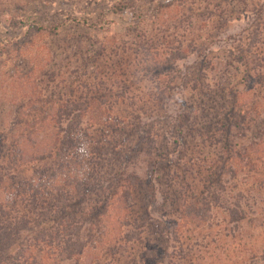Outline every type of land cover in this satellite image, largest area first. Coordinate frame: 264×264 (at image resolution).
I'll use <instances>...</instances> for the list:
<instances>
[{"label": "rangeland", "instance_id": "rangeland-1", "mask_svg": "<svg viewBox=\"0 0 264 264\" xmlns=\"http://www.w3.org/2000/svg\"><path fill=\"white\" fill-rule=\"evenodd\" d=\"M16 69L30 75L25 85L31 88L19 95ZM26 92L41 94L42 103L60 96L58 103L79 105L81 113L95 103L81 115L91 119L80 124L89 141L108 138L145 186L152 178L161 189L149 207L143 243L119 241L117 226L124 234V222L136 213L122 219L123 226L111 213L91 215L93 237L79 264H264V0H0V138L17 140V130L42 117L22 110L14 128L13 117L27 108ZM178 102L190 113L181 135L190 142L188 156L160 162L157 150L145 154L147 142L138 146V136L150 127L160 132ZM223 120L229 121L226 135ZM201 128L208 133L202 138ZM183 143L172 147L184 150ZM157 144L171 147L164 135ZM72 152L81 154L71 150L66 157ZM111 158L104 153L105 173L91 154L84 157L98 175L90 183L103 191L91 201H107L119 189L117 175L109 174ZM32 169L27 158L16 164L0 158V200L8 193L16 203L5 209L35 219L57 193L47 175L33 172L37 165ZM69 194L72 203L79 201ZM56 226L48 220L29 228L53 232ZM39 246L31 247L34 256L27 252L26 264L70 262L52 260L50 246Z\"/></svg>", "mask_w": 264, "mask_h": 264}, {"label": "trees", "instance_id": "trees-1", "mask_svg": "<svg viewBox=\"0 0 264 264\" xmlns=\"http://www.w3.org/2000/svg\"><path fill=\"white\" fill-rule=\"evenodd\" d=\"M73 22H75V26L80 25L78 20H73ZM41 27L49 28L51 34H56V28L53 26L42 24ZM35 69L36 67H33V71ZM19 74H22V76ZM12 76L13 79H16L15 77L18 76L15 82L19 86V91H17L16 94L19 95L23 93L24 90L31 88V84L25 85V83L30 80L28 79L30 78L28 73H21L16 69ZM34 89H36V87H34ZM27 94L26 92L22 95L23 98L29 99L26 106L27 108L25 109V105H23L17 113L18 115L16 114L17 116L12 119L14 128H17V123L23 119L21 115V113H23L22 110L28 109L36 114L40 113L42 117H36V121L33 122V124L31 123L32 126H30L29 129L26 127V131L17 130L15 133V138L17 140L7 139L6 136L1 137L0 158L4 163L8 161L14 164L17 162L24 163V159L27 158L29 165L33 166V169L37 165V169L33 171L37 172L36 176L40 178L41 173L45 176L47 175L46 179L48 180L44 181L55 190L57 197L54 203L42 205L40 211L36 213L35 219H32L27 213L18 211V213L14 215L13 211L6 210L5 205L12 208V205L8 204L12 203L14 206L16 203L14 196L10 197L8 193H4L3 197H5V200H0V262H4V259H8L11 261V264H26L28 260L27 252L33 255V249L37 250V247H40L39 245L45 243L46 246H50L53 251L52 260L57 259V261L62 262L70 261L67 264H72L71 262L77 261L73 262V264H79L87 253V250L90 249L89 246L93 237L91 235L93 234V232L91 233V225L95 226V223L92 221L91 215L99 217L104 216V214L110 215L111 213L113 218L117 216V219L114 221V224L117 226V223L122 225L121 220L125 217H129V214L136 213V215L131 217L132 219L130 222H124L126 226L124 234L121 227L117 226L122 235L119 241L125 244L135 238L137 241L143 243L146 239H144L141 234L146 231V221L149 219L150 213L149 207H152V199L161 189L154 184L152 178L146 182L145 186L143 178L131 168L130 159H124L123 152L115 151L113 146H109L107 144L108 138L105 140L106 143H102L100 140L93 144V142L89 141L90 136H87V133L85 135L87 131H83L80 124L83 120L87 123L91 119L86 117V120L85 118L82 120L81 115H84L83 112L87 111V108L95 105V103L91 102L86 104V108L84 107L81 113L78 111L81 109L79 105L73 104L69 107L64 103H58V101L61 100L60 96L55 99L54 96L51 95L42 103L39 99L41 94H35L36 98H31L30 96L26 97ZM17 102L20 103V100ZM181 103L178 102V106L173 108L174 114L168 117L170 121L168 119V122L165 124L166 128L162 127L161 131L157 132L159 128L150 127L146 129L144 135L138 136V146L147 142L145 154L149 156L157 150L155 155H157V160L160 162L165 160L169 161L170 158L174 162H179V160H183L188 156L190 142L181 135L185 130L183 127V125H185V120H189L190 113L186 105H182ZM73 113L74 115L71 117ZM91 122L93 123V121ZM228 122V120H223V127L220 129L223 131L222 134L224 135H226L224 131H226ZM36 124L39 125L35 126ZM141 125L142 124H139L136 127L139 128ZM190 126L194 127L195 122L190 123ZM87 129L89 131L90 128ZM209 129H211V126H209ZM199 133L201 138L204 135H208L206 131L205 133L203 132V128L200 129ZM161 135L170 139L171 147L169 149L166 147L164 148L163 145L156 149L158 147L157 142L159 141V136ZM223 139L226 146H228L229 142L227 139H225V137H223ZM181 143L184 144L186 149L176 150L172 147H178ZM201 144L204 145V141L201 142ZM169 145L170 144H165V146ZM5 147L7 150L2 156ZM71 150H77L81 154L72 152L71 157L67 158L66 155ZM104 153L105 156L108 154L112 155L109 163V174H111V177L117 175L116 183L119 189H117L107 201H103L101 198H96L91 201L92 198L90 197L99 194V191H102V189L96 190V183H90V178L94 175L91 172L93 166L90 167V162L84 160V157L91 154L92 160L98 164L105 173H108L105 169V166L108 165L103 161L106 160L104 159ZM17 157L18 159L14 161L13 159ZM118 161H121V163L117 164ZM119 165L120 169L116 172V166ZM19 166L20 164L17 165V167ZM52 171L56 172L52 173ZM152 171H154V169ZM94 176L95 179L97 178L96 180H98V175ZM32 177L35 179L33 174ZM56 179L60 180L62 183H58ZM175 184L176 183L172 186ZM87 187L93 188L87 189ZM145 188L147 191H150L146 193L144 191ZM190 190H192V187H190ZM69 193H74V196L77 197L79 201L75 202L72 199L75 204L72 203L71 198L68 197V195H70ZM181 193L183 194V192ZM32 200L34 203L38 201L36 198ZM234 215L237 218V213ZM79 217L83 218L85 222V231H82V227L77 225V221H81ZM48 220H55L57 224L55 227L56 231L45 232L42 230L36 233L34 232L35 230L29 228L31 226H35V228L42 226V224ZM132 221L137 223L131 224ZM109 227H111V225ZM32 232H34L33 235H31ZM31 247H33V249ZM14 248H16V251H13ZM8 251H13V254L8 253ZM87 255L88 254H86V256Z\"/></svg>", "mask_w": 264, "mask_h": 264}]
</instances>
